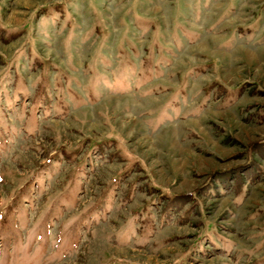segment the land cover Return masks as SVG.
Wrapping results in <instances>:
<instances>
[{"label":"rangeland","instance_id":"1","mask_svg":"<svg viewBox=\"0 0 264 264\" xmlns=\"http://www.w3.org/2000/svg\"><path fill=\"white\" fill-rule=\"evenodd\" d=\"M0 264H264V0H0Z\"/></svg>","mask_w":264,"mask_h":264}]
</instances>
